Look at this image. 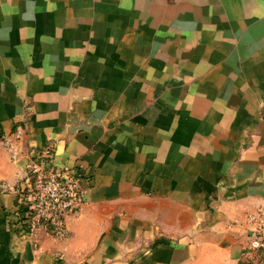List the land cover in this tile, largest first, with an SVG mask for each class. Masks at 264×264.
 <instances>
[{"label":"crops","instance_id":"1","mask_svg":"<svg viewBox=\"0 0 264 264\" xmlns=\"http://www.w3.org/2000/svg\"><path fill=\"white\" fill-rule=\"evenodd\" d=\"M47 145L64 239L12 226ZM263 202L264 0H0V264H259Z\"/></svg>","mask_w":264,"mask_h":264},{"label":"built area","instance_id":"2","mask_svg":"<svg viewBox=\"0 0 264 264\" xmlns=\"http://www.w3.org/2000/svg\"><path fill=\"white\" fill-rule=\"evenodd\" d=\"M21 126L16 136L22 135ZM81 173L70 165H56L54 147L47 145L29 154L26 174L17 189V210L12 226L24 235L33 236L40 229L64 239L68 235L66 217L78 212L85 203ZM248 240L245 254L264 264V202L247 213ZM55 264H60L57 260Z\"/></svg>","mask_w":264,"mask_h":264}]
</instances>
